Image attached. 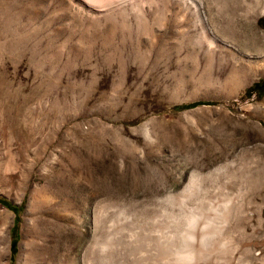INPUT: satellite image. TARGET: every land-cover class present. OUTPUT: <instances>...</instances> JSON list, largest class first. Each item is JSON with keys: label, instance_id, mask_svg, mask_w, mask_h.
I'll return each instance as SVG.
<instances>
[{"label": "rangeland", "instance_id": "1", "mask_svg": "<svg viewBox=\"0 0 264 264\" xmlns=\"http://www.w3.org/2000/svg\"><path fill=\"white\" fill-rule=\"evenodd\" d=\"M196 3L0 0V264H264V0Z\"/></svg>", "mask_w": 264, "mask_h": 264}, {"label": "bare ground", "instance_id": "2", "mask_svg": "<svg viewBox=\"0 0 264 264\" xmlns=\"http://www.w3.org/2000/svg\"><path fill=\"white\" fill-rule=\"evenodd\" d=\"M190 2L192 4V6H193V10L195 12V15H196V18H197L198 22L201 25L204 26L205 23H206V21H205V18L203 17V15L201 14L202 12L199 10V7H198V4L196 3V0H190ZM202 28L205 29L204 27H202ZM255 59H252L251 60V57H250V59H248L247 61L248 62H254V63H256L255 62ZM200 217H201V214H194V215H192L188 219L187 226L185 228V235H184V241L185 242L183 244V247L181 246L180 249L175 250L176 251L175 254L177 256L176 258L179 259V261L180 260L183 261L184 264H186V263L187 264H194L200 258V256H201L200 250H199V248H196L195 243L199 241L198 242L199 244H197V245H200V243H201V246L202 245H207V242H208L207 241V238L209 237V235L211 233H214L215 232V230L212 229V231H210L208 234H206V235H199L198 236L197 233H196V231H194V228L196 227L197 223L199 222V221L197 222V220ZM206 220H207V222H206L207 224H209L211 226L212 225L213 226H216L215 221L213 220V218L212 219L211 218H207ZM201 246H199V247H201ZM90 261H91V259L88 260V262H90Z\"/></svg>", "mask_w": 264, "mask_h": 264}, {"label": "trees", "instance_id": "3", "mask_svg": "<svg viewBox=\"0 0 264 264\" xmlns=\"http://www.w3.org/2000/svg\"><path fill=\"white\" fill-rule=\"evenodd\" d=\"M191 105H193V104H191ZM1 203L8 206V203L3 201V200L1 201ZM11 248H13V241H11Z\"/></svg>", "mask_w": 264, "mask_h": 264}]
</instances>
